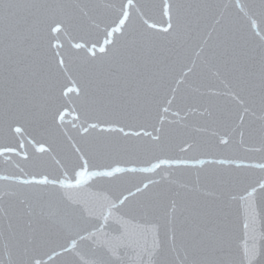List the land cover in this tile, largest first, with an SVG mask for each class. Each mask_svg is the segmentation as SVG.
<instances>
[{"label":"snow or ice","instance_id":"snow-or-ice-1","mask_svg":"<svg viewBox=\"0 0 264 264\" xmlns=\"http://www.w3.org/2000/svg\"><path fill=\"white\" fill-rule=\"evenodd\" d=\"M0 161V264H264V0H0Z\"/></svg>","mask_w":264,"mask_h":264},{"label":"water","instance_id":"water-1","mask_svg":"<svg viewBox=\"0 0 264 264\" xmlns=\"http://www.w3.org/2000/svg\"><path fill=\"white\" fill-rule=\"evenodd\" d=\"M220 2H221V4H227V3H229V0H220ZM36 163H37V161L30 160V161L26 162V166L31 168ZM0 168H3L5 171H7L8 170L7 163H5L4 161H0ZM183 178L187 179L186 176L183 177ZM107 187L108 186H107V184L104 181H97L96 183H94L93 187L90 190L81 193V195L84 198L89 199L93 203H98L93 198L95 197L96 194H100V195L106 194Z\"/></svg>","mask_w":264,"mask_h":264}]
</instances>
